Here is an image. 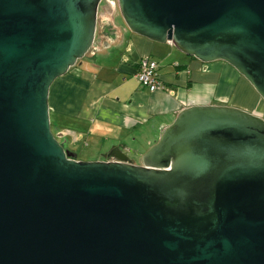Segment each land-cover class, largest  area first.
<instances>
[{
  "label": "water",
  "instance_id": "obj_1",
  "mask_svg": "<svg viewBox=\"0 0 264 264\" xmlns=\"http://www.w3.org/2000/svg\"><path fill=\"white\" fill-rule=\"evenodd\" d=\"M102 1L0 0V264H264L260 117L186 108L140 165L78 161L53 133L50 89L92 52ZM106 1L264 102V0Z\"/></svg>",
  "mask_w": 264,
  "mask_h": 264
},
{
  "label": "crops",
  "instance_id": "obj_2",
  "mask_svg": "<svg viewBox=\"0 0 264 264\" xmlns=\"http://www.w3.org/2000/svg\"><path fill=\"white\" fill-rule=\"evenodd\" d=\"M146 57L157 62L164 90L149 92L136 78ZM240 77L224 62L202 63L111 18L102 23L92 52L52 85L50 115L58 134L73 136L67 137L73 145L106 140L111 151L124 153L135 151L127 142L140 141L146 152L182 110L232 107Z\"/></svg>",
  "mask_w": 264,
  "mask_h": 264
},
{
  "label": "rangeland",
  "instance_id": "obj_3",
  "mask_svg": "<svg viewBox=\"0 0 264 264\" xmlns=\"http://www.w3.org/2000/svg\"><path fill=\"white\" fill-rule=\"evenodd\" d=\"M100 13H109L112 17L116 18L117 23L123 24V19L120 15V11L118 8L114 10L112 5L103 0L99 7ZM240 81L238 82L233 95L228 103V105L233 108L245 111L247 113L253 114L257 117H260L264 120V102L257 95L251 85L243 78L240 77ZM52 131L55 135H57V130L55 127V120L53 115H50ZM68 135L73 137L70 133L66 134L65 137L58 138L61 144H67V148L70 152L75 154V159L78 161L92 162V161H103L105 158L112 152L110 149L112 147V142L104 141H95L93 139L88 140L87 146L84 144H72L71 141L67 138ZM160 138V137H159ZM158 138V139H159ZM158 141V140H157ZM130 147L134 148L135 151L132 150L124 151V155H126L130 162L135 165L141 164V156H143L146 152H144V146H142V142L138 141L127 142ZM127 144V145H128ZM151 147V146H150ZM147 151V150H146ZM142 155H140V154ZM144 153V154H143Z\"/></svg>",
  "mask_w": 264,
  "mask_h": 264
},
{
  "label": "built area",
  "instance_id": "obj_4",
  "mask_svg": "<svg viewBox=\"0 0 264 264\" xmlns=\"http://www.w3.org/2000/svg\"><path fill=\"white\" fill-rule=\"evenodd\" d=\"M136 78L149 92L164 90L158 75V64L151 58L146 57L140 61Z\"/></svg>",
  "mask_w": 264,
  "mask_h": 264
},
{
  "label": "flooded vegetation",
  "instance_id": "obj_5",
  "mask_svg": "<svg viewBox=\"0 0 264 264\" xmlns=\"http://www.w3.org/2000/svg\"><path fill=\"white\" fill-rule=\"evenodd\" d=\"M101 15H102V23L103 24H108L109 23V19H111L112 18V16L109 14V13H101Z\"/></svg>",
  "mask_w": 264,
  "mask_h": 264
}]
</instances>
